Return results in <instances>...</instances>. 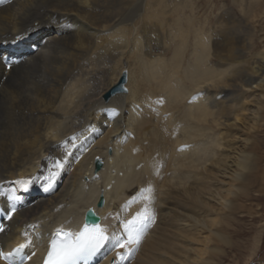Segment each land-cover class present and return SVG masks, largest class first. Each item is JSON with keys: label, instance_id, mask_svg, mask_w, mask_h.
I'll list each match as a JSON object with an SVG mask.
<instances>
[{"label": "bare ground", "instance_id": "6f19581e", "mask_svg": "<svg viewBox=\"0 0 264 264\" xmlns=\"http://www.w3.org/2000/svg\"><path fill=\"white\" fill-rule=\"evenodd\" d=\"M263 17L264 0H0V54L20 61L0 60V186L27 200L0 240L11 247L36 224L40 250L88 208L113 230L150 195L156 219L129 264H221L222 246L234 250L223 222L252 213L244 201L264 182V141L253 138L264 105L246 99L264 84ZM125 69L128 91L106 100ZM73 136L50 190L15 183L47 175Z\"/></svg>", "mask_w": 264, "mask_h": 264}, {"label": "snow or ice", "instance_id": "6c2138e0", "mask_svg": "<svg viewBox=\"0 0 264 264\" xmlns=\"http://www.w3.org/2000/svg\"><path fill=\"white\" fill-rule=\"evenodd\" d=\"M27 32L28 28L25 27L10 43L16 44L26 39ZM5 43H8V41H5ZM0 60L4 61L9 69L14 64L20 63L19 60L11 59L7 54H0ZM122 75L126 77L128 70L125 69ZM214 86V81L209 80L206 85L197 89L192 99L205 95V90ZM122 90L126 93L128 88L125 87ZM159 102L162 103L163 100L161 99ZM76 140L77 137L73 136L70 140L64 141L65 153L63 156L53 160L51 167L47 169V175H30L27 178L17 179L15 183L27 191L33 182L43 180L44 190H50L54 185L55 177L59 175V170L63 169L64 162L71 155V152L68 151L69 145L72 148L76 147ZM183 147L186 148L188 146L184 145ZM96 159L99 160V157ZM141 191L144 190L142 189ZM147 191L152 192L154 189L149 186ZM5 196L7 197L8 206L0 208V234L7 232V222L12 221L17 215V204L22 199L21 196L16 195L15 190L11 194L0 190V197ZM136 199V197H133L132 200L122 207H129ZM153 204V197L146 195L143 197L142 206L129 216L121 219L120 214L117 213L113 217L117 225L113 230H110L109 225L100 221L95 209H88L85 213V220L78 230H56L54 237L50 239L43 264H87L88 261H92L97 257L109 259V264H129L134 254L142 246L148 229L155 222L156 213ZM37 227L38 225L36 224L27 226L29 229ZM21 234L24 240L16 243L10 250L6 251L3 246H0V261H4V264H28L36 255L34 251L30 254L27 251L34 245L33 233L26 229ZM110 253L113 255L109 256Z\"/></svg>", "mask_w": 264, "mask_h": 264}, {"label": "rangeland", "instance_id": "374dc122", "mask_svg": "<svg viewBox=\"0 0 264 264\" xmlns=\"http://www.w3.org/2000/svg\"><path fill=\"white\" fill-rule=\"evenodd\" d=\"M255 24L259 29L261 28V30L258 32V35L264 33V17L263 19H259V22H256ZM262 39H264V37ZM263 47L264 40L260 43L259 49H263ZM256 84L257 83L251 85L252 89L248 90V96L246 99L257 102L263 101L264 105V84L261 82L260 86L257 87ZM250 106L257 108V105L254 104H251ZM260 111L257 112V115L260 113ZM246 113H244L245 117ZM263 129V127H259L258 132L254 133L253 138L259 141H264ZM239 133L236 134L238 141L244 138L242 132L241 134ZM86 174L87 172L84 173V176H86ZM219 179L226 182L230 180V177L228 176L227 172L220 173ZM65 202L66 201H64V203ZM244 202L246 203V206L250 208L252 207L251 210L254 209L252 210V213L244 212L229 216L227 219L225 218L226 220L223 222L224 230H228L226 232L229 234V237H231L234 250L231 251L228 247L222 246L223 251L226 252V256L224 257V260H221V264H264V182L261 188L260 186L255 187L252 190L250 199ZM42 219L43 218H40L39 221V224L41 225L43 224V221H41ZM235 230H245L247 234L243 235L241 232L237 234V232L235 233ZM254 244L257 246L255 251H253ZM213 262L216 263L217 260L213 259Z\"/></svg>", "mask_w": 264, "mask_h": 264}, {"label": "water", "instance_id": "95a60500", "mask_svg": "<svg viewBox=\"0 0 264 264\" xmlns=\"http://www.w3.org/2000/svg\"><path fill=\"white\" fill-rule=\"evenodd\" d=\"M124 83H125V76H122L120 78L119 82L113 88H111V90H109L106 94H104V98L107 100L111 96V94H114V93H117V92H124L122 90L123 88H125L123 86ZM101 167H102V161L100 159L99 160L95 159V170L97 171ZM103 205H104V199H103V196L100 195L99 200L97 202V207H102ZM89 209H93V208H89ZM84 220H85V216H84Z\"/></svg>", "mask_w": 264, "mask_h": 264}]
</instances>
